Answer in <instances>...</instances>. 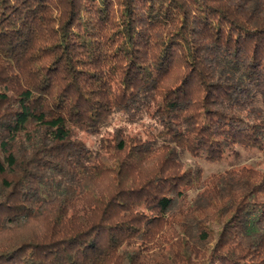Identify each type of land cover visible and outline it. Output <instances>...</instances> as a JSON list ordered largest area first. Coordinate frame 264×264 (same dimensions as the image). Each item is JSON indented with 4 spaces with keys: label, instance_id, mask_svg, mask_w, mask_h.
<instances>
[{
    "label": "trees",
    "instance_id": "obj_1",
    "mask_svg": "<svg viewBox=\"0 0 264 264\" xmlns=\"http://www.w3.org/2000/svg\"><path fill=\"white\" fill-rule=\"evenodd\" d=\"M0 264H264V0H0Z\"/></svg>",
    "mask_w": 264,
    "mask_h": 264
},
{
    "label": "rangeland",
    "instance_id": "obj_2",
    "mask_svg": "<svg viewBox=\"0 0 264 264\" xmlns=\"http://www.w3.org/2000/svg\"><path fill=\"white\" fill-rule=\"evenodd\" d=\"M254 153H255L254 156L250 157V159L248 160V162H250L252 164L255 163L257 160H260V156L258 155L259 153L258 152H254ZM200 164L204 167L206 174L213 172V171L220 170V169H224L227 166H229L228 162H226V161L215 162V163L200 161ZM258 164L263 166L262 162L258 163Z\"/></svg>",
    "mask_w": 264,
    "mask_h": 264
}]
</instances>
